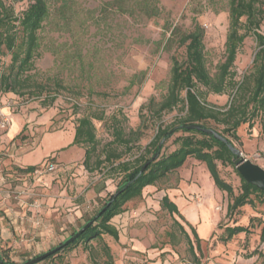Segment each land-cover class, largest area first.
I'll return each mask as SVG.
<instances>
[{
	"label": "rangeland",
	"instance_id": "1",
	"mask_svg": "<svg viewBox=\"0 0 264 264\" xmlns=\"http://www.w3.org/2000/svg\"><path fill=\"white\" fill-rule=\"evenodd\" d=\"M5 1L14 6L17 15H21L27 6L26 1ZM113 1L48 0L51 14L40 31L42 47L41 55L36 60V71L40 81L52 76L66 85L67 88L59 92L54 102L44 103L42 100L46 94L39 98L0 91V125L3 107L11 115V125L16 114L25 123L24 130L17 137L22 142L21 151L34 149L46 133H58L45 138L30 159L44 157L45 164L47 159L56 157L52 155L47 158L46 153L67 143V136L75 130L76 120L84 114L93 115L100 149L113 141V132L118 128L123 129L128 136L131 131L138 130L140 139L133 142L132 152L126 153L122 145H113L123 153L122 160L141 153L153 139L158 125H169L184 116L185 112L180 108L159 113L168 93L172 57L176 56L180 60L185 58L186 48L179 43V36L173 35L174 28L178 32L188 31L193 28L195 20L202 25L206 32L205 54L212 75L218 73L219 65L225 61L230 21L229 0H156L160 11L151 17L145 14V8L141 5H137L134 13L130 14L119 10L118 4ZM260 32L264 34V21ZM257 50L256 37L250 35L245 39L232 67L236 80L241 81L252 71ZM9 62L10 55H0V74ZM201 89L205 90L204 87ZM233 91L229 88L222 94L208 93L207 100L226 110L233 101ZM205 124L218 132H222L225 127L213 120ZM8 128L1 129L5 131ZM185 134L179 132L166 140L161 153L168 154L176 149L179 144L174 139ZM227 135L245 157L264 168V110L237 128L239 140L231 134ZM76 147L85 155V147ZM64 149L67 148H60V151ZM71 151L63 152L62 157L72 158ZM2 156L8 157L7 154ZM76 163L75 167L81 171H77L71 182L68 178L65 184L69 190L74 187L71 189L77 193L75 202L79 206L80 216L68 219L62 212L55 219V223H78L67 230V235L102 207L116 191L121 178L120 175L106 173V165L91 169L84 164V157ZM202 166L206 165L189 157L182 167L155 185L145 187L140 198L127 202L125 210L113 217L111 222L120 223L122 235L121 241L113 240L116 250L112 255L117 264H194L185 234L179 224L174 222V217L161 208L160 201L166 193L171 199L173 191L180 194L176 189L180 180L190 178L189 183H193L194 172ZM220 168L222 176L239 192L241 179L235 169L232 166ZM2 174L5 182L0 185V189L14 190L23 182L12 168L4 169ZM75 183L80 187L79 191L75 189ZM202 183L206 185L205 180ZM223 193L218 199L219 204L215 206V210L222 213L219 227L210 239L200 243V249L197 250L198 254L201 253V264H262L263 257L254 251L264 252V242L261 241L263 224L256 225L248 235L239 233L231 240L223 241L224 227L235 225V218L227 215L229 198L226 192ZM195 196L194 199L199 198ZM2 212L0 210V217L5 215ZM254 216L264 223L263 205H258L257 210L250 205L244 206L236 218V224L248 225L249 219ZM175 217L185 225V220ZM18 220L20 223L21 219ZM185 228L193 237L189 227ZM106 238L113 239L111 236ZM135 241H139L142 248H132L131 242ZM104 243L90 241L87 245L91 247L89 253L84 248L86 244L80 243L45 263L67 264L73 261L74 264H104L107 260ZM35 246L29 243L27 249ZM14 256L10 252L13 261Z\"/></svg>",
	"mask_w": 264,
	"mask_h": 264
},
{
	"label": "trees",
	"instance_id": "2",
	"mask_svg": "<svg viewBox=\"0 0 264 264\" xmlns=\"http://www.w3.org/2000/svg\"><path fill=\"white\" fill-rule=\"evenodd\" d=\"M16 1L27 3L21 15L16 14L12 4L0 0V55H10V62L0 74V91L13 92L22 96L29 94L39 98L46 94L42 101L54 102L59 92L67 88L66 85L59 78L52 76L40 81L39 73L36 71V60L41 55L42 47L40 31L51 14L49 2L48 0ZM113 2L117 3L119 10L124 13L133 14L137 5L144 7V12L149 17L157 15L160 11L156 0L152 3L151 0H114ZM151 4H153L152 9ZM229 19L225 43L226 59L219 65V71L214 75L207 64L204 42L206 32L202 25L195 20L193 28L188 31L178 32V29L174 28L173 35H178L179 43L186 48L185 58L180 60L176 56L172 57L168 93L159 108V113L180 108L185 115L169 125H158L153 139L138 155L122 160L123 153L113 147L114 144H119L125 148L126 153L132 152L133 142L140 139L138 130L131 131L128 136L123 129L118 128L113 132V141L100 149L93 115L84 114L76 120L75 136L70 145L85 147L84 164L91 169L106 165V173L117 174L121 178L116 191L78 229L92 222L90 227L74 242L44 259V262L60 256L62 252L83 242L88 244L93 240L105 241L106 236L118 240L119 231L111 222L113 217L125 210L124 206L127 202L140 198L145 187L155 185L160 179L182 167L189 157L204 163L215 185L228 195L227 215L235 218L233 220L235 225L224 227L223 241L227 242L239 233L248 235L256 225L263 224L261 241L264 242V223L259 217H251L248 225L236 224V218L242 213L244 206L250 205L255 210L258 209V205L264 206V191L247 182L239 173L235 161L236 153L229 147V144H235L227 135L231 134L233 138L239 140L237 128L264 110V34L260 32L264 21V0H229ZM250 35L256 37L258 50L253 60L252 71L238 81L235 79L236 73L232 71V67L245 39ZM229 88L234 90L233 101L226 110L208 102V93L222 94ZM209 120L225 125L224 130L219 133L226 137L228 142L219 140L202 130L188 128L193 124L209 127L205 124ZM179 132L187 133L174 139L179 146L168 154L161 153L165 141ZM159 150V157L152 160L140 173L143 165L150 161ZM55 161V156L47 159L50 163ZM220 166H232L235 169L241 179L239 192H236L234 186L222 176ZM39 167L40 165L15 167L14 173L16 175L33 173ZM104 207L107 208L102 211ZM161 208L174 217V222L179 224L185 234L189 250L193 254L194 264H201V253L198 254L197 250L200 249V243L203 240L199 237L196 228L187 222L176 202L168 195L162 197ZM175 215L185 220V225L179 223ZM256 220L257 223H255ZM186 225L193 237L186 230ZM78 229H74L58 245L64 243ZM103 246L107 256L104 264H117L106 241ZM254 252L263 257L262 264H264V252L257 249ZM0 264H21L10 258V247L3 245L1 239Z\"/></svg>",
	"mask_w": 264,
	"mask_h": 264
},
{
	"label": "crops",
	"instance_id": "3",
	"mask_svg": "<svg viewBox=\"0 0 264 264\" xmlns=\"http://www.w3.org/2000/svg\"><path fill=\"white\" fill-rule=\"evenodd\" d=\"M1 113H8L7 108L3 107ZM21 118L20 115L16 114L13 117L11 127L5 131L0 128V185H2L1 177L3 176L2 171L4 169L12 168L13 172H16L14 169L15 167L25 168L43 164L44 157L37 160H32L30 158L33 152L40 148L45 138L58 134L46 133L41 142H38L34 149L31 151H21V148H23L21 145L22 142L17 139L25 126ZM74 136L75 130L67 136L66 144L50 149L46 153L47 158L56 155V170L54 172L45 173L43 175H34L33 173L17 174L23 182L16 186V188L21 191L13 198L8 197V190L0 189V210L1 212L3 210L2 213L5 214L3 217H0V238L7 247H10L11 254H15V261H25L26 259L33 258L53 249L66 238L67 230L76 227L78 224L55 223L56 217H59L62 212H65L66 215L64 217L68 219H71L73 216H80L79 206L75 202L77 193L71 189L74 187H71L69 190L68 185L65 184L68 178L71 182L74 179L73 176H76L77 171H81L75 166L77 164L76 162L84 157V153L76 149L77 145H70ZM63 147L67 149L60 151V148ZM70 149L73 150L71 151L73 157H62L63 152ZM5 154L8 155L7 158L2 156ZM199 171L201 172L200 174ZM193 178V183H189L190 178H183L180 180L176 188L180 194L172 190V200L176 202L187 222L191 223L196 228L199 237L205 241L210 239L222 220V213L215 210V206L219 204L218 199L220 196H223L224 191H221L215 185L206 166H202L198 171H195ZM75 180L78 181L77 178ZM203 180L206 181L205 186L202 183ZM74 185L75 189L79 191L80 187H77L76 183ZM165 195L168 194L166 193ZM195 195L199 198L194 199ZM68 212L70 213L68 214ZM4 217H8V219ZM19 218L21 219L20 223L18 220ZM39 218L42 222L36 223V220ZM112 224L119 231L118 240L121 241L120 223ZM186 227L188 226L186 225ZM113 240L114 238L110 239L105 237V241L110 247L111 252L114 253L116 245ZM133 240L132 238V242ZM132 242L131 245L134 246L132 248H137V250L142 248L139 241ZM29 243L36 244V246L33 249H27ZM87 245L88 244H86L84 248L89 253L91 247L88 248ZM39 264L52 263H45L42 261ZM58 264L62 263L58 262ZM67 264L74 263L73 261H68Z\"/></svg>",
	"mask_w": 264,
	"mask_h": 264
},
{
	"label": "water",
	"instance_id": "4",
	"mask_svg": "<svg viewBox=\"0 0 264 264\" xmlns=\"http://www.w3.org/2000/svg\"><path fill=\"white\" fill-rule=\"evenodd\" d=\"M188 128L202 130L206 133L212 134L219 140L228 142V139L226 137H224L222 134H220L218 131H216L213 128L205 127L200 124H193V125L188 126ZM163 142L164 140L160 144V148L162 147ZM229 147L236 153V158H235L236 166L241 176L247 182L257 186L259 189L264 191V168L260 166L259 164L253 162L251 159L245 157L243 153L239 149L236 148L235 145L229 144ZM159 155H160V150L150 159V161H148L147 163L143 165L140 173H142L147 168V166L152 160L157 159ZM128 184H130V182ZM128 184L126 186H128ZM119 192L120 190L118 191V193ZM106 208L107 207H104L102 211H105ZM91 223L92 222H88L85 225H83L80 229H78V231L75 234L69 237L64 243L54 247L53 249H50L49 251H46L45 253H42L33 258H30L21 264H38L42 262L48 256L53 255L56 252H58L62 247L67 246L68 244L74 242L82 233H84L90 227Z\"/></svg>",
	"mask_w": 264,
	"mask_h": 264
},
{
	"label": "built area",
	"instance_id": "5",
	"mask_svg": "<svg viewBox=\"0 0 264 264\" xmlns=\"http://www.w3.org/2000/svg\"><path fill=\"white\" fill-rule=\"evenodd\" d=\"M1 115H2V117H1L0 127L3 129H6L11 125V122H12L11 115L9 113H1ZM55 170H56L55 163L47 162L43 165H40L39 168L34 170L33 174L34 175H43L45 173L54 172ZM1 181H2V183L5 182L4 176L1 177ZM20 191L21 190L18 188H15L14 190H8L7 195H8V197H13V196H15L14 194H18V192H20ZM41 222H42V220L40 218L36 220V223H41Z\"/></svg>",
	"mask_w": 264,
	"mask_h": 264
}]
</instances>
